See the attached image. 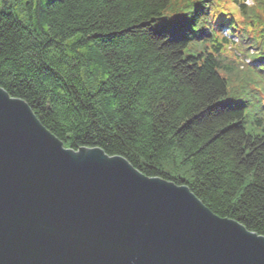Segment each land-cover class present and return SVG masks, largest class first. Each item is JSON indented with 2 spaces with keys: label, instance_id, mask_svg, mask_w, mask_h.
<instances>
[{
  "label": "trees",
  "instance_id": "obj_1",
  "mask_svg": "<svg viewBox=\"0 0 264 264\" xmlns=\"http://www.w3.org/2000/svg\"><path fill=\"white\" fill-rule=\"evenodd\" d=\"M254 2L0 0V88L66 148L123 157L264 237V73L224 49L239 23L264 66Z\"/></svg>",
  "mask_w": 264,
  "mask_h": 264
},
{
  "label": "water",
  "instance_id": "obj_2",
  "mask_svg": "<svg viewBox=\"0 0 264 264\" xmlns=\"http://www.w3.org/2000/svg\"><path fill=\"white\" fill-rule=\"evenodd\" d=\"M0 264H264V237L123 157L66 148L0 88Z\"/></svg>",
  "mask_w": 264,
  "mask_h": 264
},
{
  "label": "rangeland",
  "instance_id": "obj_3",
  "mask_svg": "<svg viewBox=\"0 0 264 264\" xmlns=\"http://www.w3.org/2000/svg\"><path fill=\"white\" fill-rule=\"evenodd\" d=\"M167 26L170 29H186L188 27L187 20L183 17L173 16L168 20ZM157 29L160 28V23H155Z\"/></svg>",
  "mask_w": 264,
  "mask_h": 264
}]
</instances>
